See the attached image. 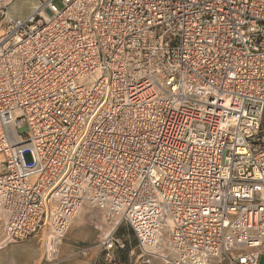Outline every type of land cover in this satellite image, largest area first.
Masks as SVG:
<instances>
[{"label":"built area","instance_id":"built-area-1","mask_svg":"<svg viewBox=\"0 0 264 264\" xmlns=\"http://www.w3.org/2000/svg\"><path fill=\"white\" fill-rule=\"evenodd\" d=\"M13 1L0 0L2 244L43 231L50 257L89 204L147 261L260 264L264 0H37L23 18Z\"/></svg>","mask_w":264,"mask_h":264},{"label":"rangeland","instance_id":"rangeland-1","mask_svg":"<svg viewBox=\"0 0 264 264\" xmlns=\"http://www.w3.org/2000/svg\"><path fill=\"white\" fill-rule=\"evenodd\" d=\"M36 1L14 0L10 11L15 17L23 18L32 11V5ZM25 159L29 160L28 154L25 155ZM1 224L2 219L0 218V236H2ZM112 226L111 220L96 208L85 204L75 214L68 230L58 245L54 247L55 255L47 256L45 247L47 236L43 231H39L23 240L9 242L8 246L17 245L19 247L14 251L6 249L12 258L5 257L0 264H61L74 257L85 260L87 264H165L154 257H150L147 261L146 258L140 256L135 237L127 225L122 223L114 229ZM109 232H112L115 244L113 249L106 253L97 247V241ZM263 263L262 258L260 264Z\"/></svg>","mask_w":264,"mask_h":264},{"label":"crops","instance_id":"crops-1","mask_svg":"<svg viewBox=\"0 0 264 264\" xmlns=\"http://www.w3.org/2000/svg\"><path fill=\"white\" fill-rule=\"evenodd\" d=\"M2 225V224H1ZM2 237V239L0 240L1 241V243H0V247H2V248H0V263H2L4 260H3V258H12V256H9L10 254H9V252L8 251H6V249H11V250H17L18 249V247L19 246H17V245H10V246H8V245H3L2 243H3V236H0V238ZM2 260V261H1ZM61 264H87V262L85 261V260H83V259H81V258H77V257H74V258H72V259H70L69 261H66V262H64V263H61Z\"/></svg>","mask_w":264,"mask_h":264},{"label":"bare ground","instance_id":"bare-ground-1","mask_svg":"<svg viewBox=\"0 0 264 264\" xmlns=\"http://www.w3.org/2000/svg\"><path fill=\"white\" fill-rule=\"evenodd\" d=\"M34 5H35V3H33V7H34ZM83 207V206H82ZM2 219V218H1ZM113 223V228H114V226H115V223L114 222H112ZM3 236V235H2ZM3 240H4V236H3ZM0 243H1V241H0ZM57 246V245H56ZM24 251V250H23ZM22 252V251H21ZM54 255L56 254V250H54V253H53ZM224 264H226V263H224Z\"/></svg>","mask_w":264,"mask_h":264}]
</instances>
